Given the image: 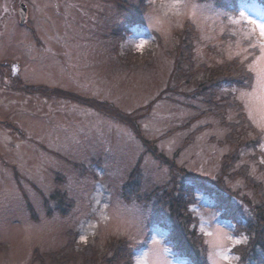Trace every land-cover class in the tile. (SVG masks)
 Returning <instances> with one entry per match:
<instances>
[{
	"label": "rangeland",
	"instance_id": "374dc122",
	"mask_svg": "<svg viewBox=\"0 0 264 264\" xmlns=\"http://www.w3.org/2000/svg\"><path fill=\"white\" fill-rule=\"evenodd\" d=\"M28 1L31 32L17 26L13 0H0V59L20 58L24 82L46 88L15 89L2 63L0 264H193L173 248L161 195L138 200L169 179L168 163L89 98L134 117L144 139L200 175L190 179L197 187L189 205L200 250L206 264H237L244 224L264 193V0ZM235 58L250 70L249 83ZM227 61L224 74L237 81L198 92L204 68ZM54 88L69 95L54 97ZM239 107L247 124L235 131ZM229 133L248 143L235 151ZM229 155L227 195L209 180ZM137 164L139 184L124 189Z\"/></svg>",
	"mask_w": 264,
	"mask_h": 264
},
{
	"label": "trees",
	"instance_id": "16d2710c",
	"mask_svg": "<svg viewBox=\"0 0 264 264\" xmlns=\"http://www.w3.org/2000/svg\"><path fill=\"white\" fill-rule=\"evenodd\" d=\"M183 41L186 43L187 46L186 49L190 50V48L192 47L191 38L188 37ZM246 42L250 43V40L247 39ZM250 51L257 53L258 48L254 46L250 49ZM188 59L190 60V57H188ZM236 60L237 59L235 58L234 61H232L231 63L234 62V64L238 65L239 75L242 77L241 80H245L249 83L251 80L250 70H248V68L246 67V65H244V63H238L236 62ZM247 60L250 61L251 56ZM231 63L227 61V62H223L222 64H219L218 67L216 66L214 72H212L210 68L209 69L204 68V77L202 78V80H200V83L198 84V88H197V90H199L198 92L202 94V92H204L206 89H211L213 87L212 84L214 83L216 84V82H219L221 79L237 81L236 78L238 79L239 76H237L236 73L233 72L229 75L224 74L226 71L231 70L229 68V64ZM176 67L178 66L176 65ZM234 67L235 70L238 69L236 66ZM44 88L45 87H43V89ZM206 91L204 93H208ZM52 95L65 96V95H69V92L54 88L52 90ZM208 102H210V107L211 106L213 107L215 106L218 108L220 107L219 105L216 104L215 101L211 102V98ZM85 103L89 106L96 108L97 110L101 111L104 114L106 113L107 115L113 116L116 119L129 123L133 131H135L137 136L140 137L143 143L147 146L149 152H151V154L158 160L168 163L171 171L169 179L165 183L155 187L146 196L138 197V200L140 201L143 200L144 202H148L152 196L160 194L162 199H164L166 202L167 210L169 213L168 218L170 222V228L173 233L171 238L173 241V248L178 250L180 253L184 252L185 254H187L192 259L193 264H206L205 250H200L201 247L205 245V243L203 242L204 239L203 234L200 232L197 233L196 223L198 219L195 215H193L189 206L193 202L192 194L194 192L195 187H197L196 183L195 182L193 183L192 181H190V179L197 178L200 175L198 176L197 173L190 172L186 170V168H184L183 166L177 164L175 161V153L173 154L174 158L173 157L167 158L168 156L164 155L161 151H158L157 148L153 146L151 142L144 139L139 133V129L134 120V117L132 116L130 117L128 114H123L117 111L116 108L114 107L112 108L110 105L106 104L105 102L96 100L95 98H89L85 100ZM103 105L104 106L106 105L108 108L114 111L115 114H112L110 111L104 109ZM243 109L244 108L239 107L237 111V114H239L238 116L236 115L238 121L231 122V129L233 128L235 131L236 129H239V126L242 123V122L240 123V120L243 121L246 127L247 120L245 119V116L243 114L244 111ZM233 122L234 125L232 126ZM246 129L250 130L252 129V126L249 125L247 126ZM245 132L246 130L243 129L244 134ZM234 135H235L234 133H229L230 139L228 141L230 144L235 145V151H236V148L246 145L248 141L247 140L242 141L243 143L241 144V142L235 140ZM190 138L191 137H188V139ZM256 142L258 141H255V143ZM253 149L257 150V144ZM235 151L234 153H236ZM231 154L233 155L232 151H230V155ZM230 155L229 157L224 156L225 158L224 165L222 166L220 174L217 176V178H215V180H209L212 183H214L219 188L220 191H223V193H227V195H230L232 193L231 190L228 188V186H226L224 180V177L227 175L230 178H232V173L230 176V173L228 172L230 168L233 166V164H231L232 156ZM138 166L139 165L137 164V166H135L130 172L128 181L123 186L124 189L130 183H133L135 188L139 184ZM177 178H179L178 187L176 182ZM135 180L136 182H133ZM188 181L190 182L187 183ZM199 186L200 187L206 186V182H203V184L199 183ZM258 195L261 203L259 206L260 210L258 214H255L252 219H248L247 222L244 224L247 227L246 234H248V239L246 243L239 245L240 261L237 264H264V193L260 192ZM154 207L156 208L155 205ZM117 244L118 246L123 245L125 247V241L122 242L119 241V243H116V245ZM120 249L121 248H119V250ZM126 264L129 263L127 262Z\"/></svg>",
	"mask_w": 264,
	"mask_h": 264
},
{
	"label": "flooded vegetation",
	"instance_id": "af4514ba",
	"mask_svg": "<svg viewBox=\"0 0 264 264\" xmlns=\"http://www.w3.org/2000/svg\"><path fill=\"white\" fill-rule=\"evenodd\" d=\"M13 5H14L13 12L15 14L14 19H15L17 26L23 27L26 30H28L29 32L33 31L35 28H34V25L32 23L33 19L31 16L30 2L28 0H13ZM5 21L6 20H2L0 18V26L3 28L6 27V26H2L3 23H5ZM1 23H2V25H1ZM33 35L35 36V32H33ZM4 62L6 64L5 66L8 67L10 76L13 78L14 83L16 84L15 89L24 91L25 93L44 95L42 93V89L44 87V85L42 83H38V84L37 83H28V82L26 83L22 79L23 62L20 58L6 57L4 59H0V67H1L2 63H4ZM2 71L3 70L0 68L1 73H3ZM57 89H59V88H57ZM60 90H62V89H60ZM52 96L56 97L58 95H56V96L52 95ZM38 145L40 147L42 146L41 143Z\"/></svg>",
	"mask_w": 264,
	"mask_h": 264
}]
</instances>
